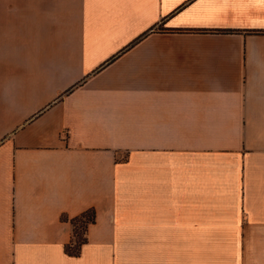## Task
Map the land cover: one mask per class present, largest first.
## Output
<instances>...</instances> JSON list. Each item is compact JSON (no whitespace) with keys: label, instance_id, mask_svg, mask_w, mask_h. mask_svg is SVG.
Here are the masks:
<instances>
[{"label":"crops","instance_id":"1","mask_svg":"<svg viewBox=\"0 0 264 264\" xmlns=\"http://www.w3.org/2000/svg\"><path fill=\"white\" fill-rule=\"evenodd\" d=\"M0 264H264V0H0Z\"/></svg>","mask_w":264,"mask_h":264},{"label":"trees","instance_id":"2","mask_svg":"<svg viewBox=\"0 0 264 264\" xmlns=\"http://www.w3.org/2000/svg\"><path fill=\"white\" fill-rule=\"evenodd\" d=\"M61 219L68 220L67 217L61 216ZM94 212L87 211L82 213L79 216H76L72 219H69V222L72 225L73 231V242L67 246V252L75 254L78 251V248L85 242V232L88 224L93 222Z\"/></svg>","mask_w":264,"mask_h":264}]
</instances>
